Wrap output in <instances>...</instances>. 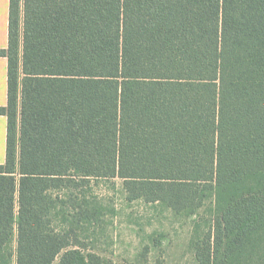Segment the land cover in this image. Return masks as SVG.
I'll return each instance as SVG.
<instances>
[{
    "label": "trees",
    "instance_id": "trees-1",
    "mask_svg": "<svg viewBox=\"0 0 264 264\" xmlns=\"http://www.w3.org/2000/svg\"><path fill=\"white\" fill-rule=\"evenodd\" d=\"M0 57V264H110L113 179L209 204L196 264H264V0H9Z\"/></svg>",
    "mask_w": 264,
    "mask_h": 264
},
{
    "label": "rangeland",
    "instance_id": "rangeland-1",
    "mask_svg": "<svg viewBox=\"0 0 264 264\" xmlns=\"http://www.w3.org/2000/svg\"><path fill=\"white\" fill-rule=\"evenodd\" d=\"M92 184V192L113 209L105 235L96 242V252L104 260L110 264H196L193 243L206 230L209 204L194 216L177 219L161 205L126 202L118 179Z\"/></svg>",
    "mask_w": 264,
    "mask_h": 264
},
{
    "label": "crops",
    "instance_id": "crops-1",
    "mask_svg": "<svg viewBox=\"0 0 264 264\" xmlns=\"http://www.w3.org/2000/svg\"><path fill=\"white\" fill-rule=\"evenodd\" d=\"M8 7L9 0H0V50L7 47L8 41ZM7 102V61L0 57V107ZM6 125L4 116H0V165L5 160Z\"/></svg>",
    "mask_w": 264,
    "mask_h": 264
}]
</instances>
